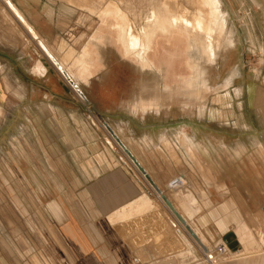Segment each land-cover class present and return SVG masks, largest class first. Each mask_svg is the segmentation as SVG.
<instances>
[{"label": "crops", "instance_id": "1", "mask_svg": "<svg viewBox=\"0 0 264 264\" xmlns=\"http://www.w3.org/2000/svg\"><path fill=\"white\" fill-rule=\"evenodd\" d=\"M3 1L18 23L0 33V111L20 118L21 129L38 131L23 138L28 154L17 160L25 179H38L40 222L46 235H56L66 263L174 264L180 242L189 246L180 254L183 264L187 257L199 260L200 243L208 248L216 243L215 248L232 241L240 248L227 245L226 263L246 256L236 264H264V246L248 218L264 200V56L260 72L234 86L242 75L232 71L222 86L238 74L232 83L236 93L226 92L235 108L231 133L208 138L185 120L186 107L182 122L168 111L165 124L146 121L151 110L137 109L144 115L137 122L121 120L118 127L102 122L126 148L117 143L119 150L101 127L77 121L78 108L47 104L63 97L48 94L45 80L40 83L47 72L40 51L47 49L59 61L48 44L61 35V22L47 9L48 2L59 0ZM32 113L56 117L30 126L25 115ZM180 130L189 138L192 133L194 156ZM177 177L185 184L170 186Z\"/></svg>", "mask_w": 264, "mask_h": 264}, {"label": "rangeland", "instance_id": "2", "mask_svg": "<svg viewBox=\"0 0 264 264\" xmlns=\"http://www.w3.org/2000/svg\"><path fill=\"white\" fill-rule=\"evenodd\" d=\"M214 3L212 0L48 2L47 9L56 11L62 32L57 41L48 44V49L73 75L86 99L74 90L55 63L41 50V54L46 57L47 72L40 83L45 80L48 94L51 92L63 96L62 101L54 102L53 98L47 104L78 108L77 121H89L101 127L113 142V147L119 150L102 122L108 121L115 127L121 120L131 118L137 122V118L144 116L134 112L137 109L143 112L151 110L145 114L146 121L155 122L157 118L158 123L165 124L168 111L173 112L169 116L174 114L176 123L182 122L183 108L186 107L188 118L185 120L190 119L192 128L206 131L208 138L213 137L214 132L231 133L229 117L235 108L231 107L230 95L236 93V90L233 92V80L238 74L242 75L233 83L237 86L240 79L260 72L262 68L264 0H217L220 5L218 12ZM17 23L11 9L0 0V33L6 32L8 24L11 28H17ZM148 26L158 30L162 37L169 33L171 37L179 39L176 43L179 56L175 57L172 66H167L165 56L161 53L157 56L158 64L152 61L149 54L154 51V46L143 39ZM186 30H189L188 34ZM162 46L165 55L173 50L171 41L166 37ZM236 70L238 74L230 80L228 87H222L229 74ZM227 91L232 94H226ZM142 104L146 107L142 108ZM156 111L159 113L154 114ZM25 117L32 126V122L54 121L56 115L32 113ZM20 124V118H12L1 109L0 264H67L56 235L52 234V238L46 235L41 225L42 217L37 208L38 179H25L22 176L23 163L17 160L24 156V151L28 154L29 146L22 145L23 138L32 139L35 136L32 133L38 131L21 129ZM131 125L134 127V123ZM46 132L49 134L52 131ZM179 132L181 141L190 143L189 150L194 156L198 146L192 139V133L189 138L182 130ZM14 165L18 166L17 171L13 169ZM23 203L26 210L23 209ZM256 205L258 208L248 218L253 223V232L264 246V200ZM187 244L177 243L174 264L180 262L181 253L189 250ZM215 244L211 243L209 253L197 249L198 261L187 257L183 264H208L205 257L213 253ZM227 245L232 251L240 248L239 244L232 241L227 242ZM215 258L222 264H236L245 260L246 256L238 257L237 261L231 263H226V260H230L228 254ZM247 259L254 258L250 256Z\"/></svg>", "mask_w": 264, "mask_h": 264}, {"label": "bare ground", "instance_id": "3", "mask_svg": "<svg viewBox=\"0 0 264 264\" xmlns=\"http://www.w3.org/2000/svg\"><path fill=\"white\" fill-rule=\"evenodd\" d=\"M215 2V3H214ZM208 3V2H207ZM212 3H214L213 5H215V9H216V11L218 10V8H219V3H217V0H212ZM97 4V3H96ZM105 4V3H104ZM209 4V3H208ZM211 4V3H210ZM98 7V6H97ZM109 7V6H108ZM210 7H212V5L210 6ZM11 8H12V6H11ZM106 8V7H105ZM178 8V7H177ZM203 8V7H202ZM207 8H209L208 6H207ZM214 8V7H213ZM103 10V9H102ZM151 10V9H150ZM213 10V9H212ZM200 11H201V9H200ZM205 11V10H204ZM215 11V12H216ZM208 12H209V9H208ZM211 12V11H210ZM213 12V14H214V10L212 11ZM218 12V11H217ZM102 14V13H101ZM155 14V13H154ZM216 14V13H215ZM218 14V13H217ZM222 14V13H221ZM220 14V15H221ZM18 16L20 17V15L18 14ZM17 16V17H18ZM149 16H151L150 14H149ZM149 16H148V18H149ZM117 17V16H116ZM212 17H214V16H212ZM118 18H120V17H118ZM176 18V17H175ZM216 18V17H215ZM223 17H221V19H222ZM19 19H21L22 20V18L20 17ZM121 19V18H120ZM123 19V18H122ZM126 19V18H125ZM151 19H152V17H151ZM171 19V17L169 18V20ZM176 19H178V18H176ZM217 19H218V16H217ZM114 20V19H113ZM163 20V19H162ZM161 20V21H162ZM106 21V20H105ZM121 21H123V20H121ZM160 21V22H161ZM165 21V20H164ZM173 21H174V18H173ZM175 21H177V20H175ZM219 21H221V20H219ZM111 21L109 20L108 21V23H110ZM116 22V21H115ZM126 23H127V21H125ZM124 22V23H125ZM186 22V21H185ZM102 23V22H101ZM106 23V22H105ZM107 23V24H108ZM117 23V22H116ZM157 23H159V22H157ZM164 23H166V22H164ZM217 23V22H216ZM115 24V23H114ZM114 24H112V25H114ZM118 24V23H117ZM119 24H120V22H119ZM123 24V23H122ZM121 24V25H122ZM211 24V23H210ZM110 25H111V23H110ZM120 25V26H121ZM123 25H125V24H123ZM163 25V24H162ZM158 26H159V24H158ZM172 26H174V25H172ZM178 26V25H177ZM123 27V26H122ZM221 27V26H220ZM104 28H105V26H104ZM118 28H120L119 26H118ZM117 28V29H118ZM140 28V27H139ZM158 28V27H157ZM161 28H162V26H161ZM110 29V28H109ZM120 29H122V28H120ZM124 29H126L125 27H124ZM123 29V30H124ZM163 29H164V27H163ZM176 29V28H175ZM182 29V28H181ZM220 29V28H219ZM137 30V29H136ZM179 30V29H178ZM184 30V29H183ZM121 31V30H120ZM134 31V30H133ZM140 31V30H139ZM164 31V30H163ZM180 31H182V30H180ZM187 31V30H186ZM189 31V30H188ZM188 31H187V34H188ZM220 31V30H219ZM118 32V34L120 33L119 31H117ZM136 32V31H135ZM116 33V32H115ZM190 33V32H189ZM140 34V33H139ZM145 34H146V36H144V40L145 41H147V42H149V44H152L153 46H154V51L153 52H151V54H149V55H151V58H152V61L155 63V64H158V61H157V56H158V53H161V54H163V56H165L164 57V59L166 60V64H167V66L168 67H170V66H172V63L174 62V59H175V57H177V56H179L178 55V52H177V50H176V43L179 41V39H177V38H173V37H171L170 36V34L168 33L165 37L168 39V41H171V44H172V47H173V50H172V52L170 53V54H168L167 52V55H165V53H164V51H163V49L164 48H162L163 46H162V43H163V41H164V39H165V37H162V36H160V32L158 31V30H156V29H154L152 26H148V27H146L145 28ZM135 35V34H134ZM140 36H142V35H140ZM103 38V37H102ZM188 38V37H187ZM186 38V39H187ZM189 39V38H188ZM118 40H119V38H118ZM117 40V41H118ZM126 40V39H125ZM190 40V39H189ZM116 41V40H115ZM121 41H119V43H120ZM122 44V43H121ZM120 45V44H119ZM123 45V44H122ZM128 48V47H127ZM129 49V48H128ZM145 51V50H144ZM45 52H46V54H47V56L57 65V67H58V69H59V71L61 72V74L63 75V77L67 80V82L74 88V90L78 93V94H80V95H83V92L81 91V89L79 88V86L77 85V81L75 80V78L73 77V75L67 70V69H65L64 68V66L61 64V62L59 63V61H56L55 59H54V57L47 51V49H45ZM123 52V51H122ZM128 52V51H127ZM126 52V53H127ZM148 53H149V51H148ZM124 54V53H123ZM84 55H85V53H84ZM132 55V54H131ZM137 55V54H136ZM147 55V54H146ZM82 56V55H81ZM134 56V55H133ZM132 56V57H133ZM147 58H148V55H147ZM146 58V59H147ZM136 59V58H135ZM145 59V58H144ZM86 60V59H85ZM137 60V59H136ZM148 60H150V59H148ZM87 61V60H86ZM145 61V60H144ZM89 62V61H88ZM87 62V63H88ZM141 62H142V60H141ZM140 62V63H141ZM149 63V62H148ZM147 63V64H148ZM144 65H146V64H144ZM94 68H95V66H94ZM93 68V69H94ZM227 85V84H226ZM115 137H114V139L117 141V143L119 144V145H121L122 147H124L125 148V146L120 142V140L118 139V137L115 135V134H113ZM126 149V148H125ZM261 244V243H260ZM200 246H201V249H202V251L204 252V253H209V249L210 248H208L206 245H203L202 243H200ZM210 257H209V256ZM206 257H205V261L209 264H218V258H215L214 257V254H208ZM213 261V262H212Z\"/></svg>", "mask_w": 264, "mask_h": 264}, {"label": "built area", "instance_id": "4", "mask_svg": "<svg viewBox=\"0 0 264 264\" xmlns=\"http://www.w3.org/2000/svg\"><path fill=\"white\" fill-rule=\"evenodd\" d=\"M184 184H185V181H184V179L182 177H177V178H175L174 180H172L170 182V186H172V187H177V186H181V185H184ZM227 253H228L227 245L225 243H221V244H218L214 248L212 254H214V257H218V256H225V255H227Z\"/></svg>", "mask_w": 264, "mask_h": 264}, {"label": "water", "instance_id": "5", "mask_svg": "<svg viewBox=\"0 0 264 264\" xmlns=\"http://www.w3.org/2000/svg\"><path fill=\"white\" fill-rule=\"evenodd\" d=\"M83 96V95H82ZM83 98H85L84 96H83ZM86 99V98H85Z\"/></svg>", "mask_w": 264, "mask_h": 264}]
</instances>
